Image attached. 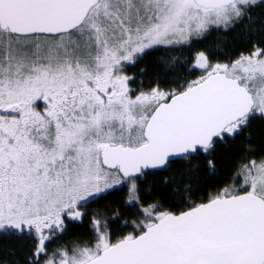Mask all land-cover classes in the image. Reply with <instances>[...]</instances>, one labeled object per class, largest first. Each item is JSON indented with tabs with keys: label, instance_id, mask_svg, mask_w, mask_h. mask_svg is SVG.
<instances>
[{
	"label": "snow or ice",
	"instance_id": "6c2138e0",
	"mask_svg": "<svg viewBox=\"0 0 264 264\" xmlns=\"http://www.w3.org/2000/svg\"><path fill=\"white\" fill-rule=\"evenodd\" d=\"M0 264H264V0H0Z\"/></svg>",
	"mask_w": 264,
	"mask_h": 264
},
{
	"label": "trees",
	"instance_id": "16d2710c",
	"mask_svg": "<svg viewBox=\"0 0 264 264\" xmlns=\"http://www.w3.org/2000/svg\"><path fill=\"white\" fill-rule=\"evenodd\" d=\"M151 59V58H150ZM79 232H84L85 230L84 229H80V230H78Z\"/></svg>",
	"mask_w": 264,
	"mask_h": 264
}]
</instances>
